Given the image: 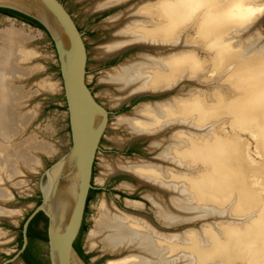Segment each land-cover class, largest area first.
<instances>
[{
  "label": "bare ground",
  "instance_id": "bare-ground-1",
  "mask_svg": "<svg viewBox=\"0 0 264 264\" xmlns=\"http://www.w3.org/2000/svg\"><path fill=\"white\" fill-rule=\"evenodd\" d=\"M131 1L95 0L91 10ZM263 17L264 0H144L108 20L113 37L98 47L100 58L133 46L154 54L140 53L101 79L111 88L106 95L112 103L144 93L171 94L185 82L193 88L142 104L114 126L149 140L151 151L160 148L151 160L106 161L104 174H125L149 186L154 194L146 198L164 228L104 199L87 246L120 255L106 264H264V194L248 174L256 169L243 159L246 145L236 136L230 141L223 125L249 131L264 157V42L256 32ZM30 40L15 26L0 29V201L12 197L10 187L21 189L20 178L38 172L39 153L54 152L34 135L14 141L31 118L17 109L27 97L17 81L38 71ZM116 140L124 146L121 137ZM63 160L41 185L47 211ZM121 188L132 194L136 187ZM126 205L144 207L133 200ZM17 216L19 209L0 203V217ZM3 234L0 229V247L7 243ZM54 256L64 264L56 246Z\"/></svg>",
  "mask_w": 264,
  "mask_h": 264
},
{
  "label": "rangeland",
  "instance_id": "rangeland-1",
  "mask_svg": "<svg viewBox=\"0 0 264 264\" xmlns=\"http://www.w3.org/2000/svg\"><path fill=\"white\" fill-rule=\"evenodd\" d=\"M60 1L71 14L84 41L87 54L86 66L89 84L101 105L109 112L108 124L103 133L92 179V186L99 190H95L92 193L87 203L86 213L84 215V229L82 231L86 256L88 257L89 263L106 264L112 258H118L120 255L107 253L100 246L92 249L87 246V237L90 231L95 228L94 220L99 216V206L104 199L128 213L149 217L155 225H158L157 227L164 228L162 223L158 222L156 219V208L146 198L147 195L154 194L151 189L147 190V187L138 185L135 180L125 175L112 174L110 176H105L104 174V164L106 161L109 162L112 159L151 160L160 151V148L153 151L148 148L149 151L147 149V145L150 143L149 140L142 141L133 139L126 128L122 127L120 130H114V126L118 123L120 117L133 114L136 108L142 104L163 101L171 95H183L187 93L189 89L193 88V85L185 82L181 85L179 90L157 98L142 97L120 106L112 103L106 95V92L111 90V88L104 83L102 84V82H100L101 79L110 70L121 65V63L123 64L128 60L136 59L140 53L147 52L153 54V52L132 48L126 50L118 57L103 59L98 56V47L113 37L114 28L107 24L108 20L117 14H121V12H126L129 8L134 6L136 2L139 3L144 0H133L127 5L115 6L100 12H93L91 10L95 0ZM7 17L8 16H4L0 13V29L12 25L23 30L31 39L28 43V47L34 50L38 55L36 58L37 60L33 61L36 67H38V71L28 79L17 81V86L20 87L21 90L20 94L23 96L27 95V97L24 96L25 98L21 99L22 105L19 104V107L22 108L17 109H19V112L22 109V113H30L31 118L26 122V125L23 124L22 130L19 129L20 131L14 141L21 143L31 135H34L37 140L49 142L54 151L49 156H42L44 166L36 167L38 171L36 175H31L32 177L29 175L23 179L20 178L22 184L19 186L21 189L16 190L13 187L9 188L13 195L10 199L6 200L7 202L0 201V203L4 204L6 207L19 209V218L12 220L11 222L13 223L0 221V229L4 231L2 235L4 236L3 240L7 242L6 245L0 247V264H23L21 258L17 254L21 247L19 241L20 225L37 206L38 199H41L38 186L39 177H41L45 168L50 167L65 155L70 147L69 117L58 57L46 31L29 25L21 20L8 19ZM256 32L261 33L264 42V17L257 26ZM190 36L194 37V34L190 32ZM237 42H239V40ZM223 125H225V130L227 131L230 141L236 136L246 145L247 150L243 159L248 164L255 165L256 169L255 171L248 170V174L253 176L251 179L254 180V186L260 187L262 194H264V175L258 173V170H264V157L260 153V151H262L260 146L261 142L258 144L257 139L247 130H239L238 128L234 130L228 125V122ZM166 135L167 134L164 136ZM120 137L123 139L124 143L122 147L118 146L116 140V138ZM254 172H257L255 176ZM123 183L132 184L136 187L132 194H128L127 191L121 188V184ZM126 199L141 202L144 207L142 209H133L127 205L126 207ZM42 223L43 222H40V227L46 229L47 221L45 225ZM37 243L40 253L48 258V243L46 241H39Z\"/></svg>",
  "mask_w": 264,
  "mask_h": 264
},
{
  "label": "water",
  "instance_id": "water-1",
  "mask_svg": "<svg viewBox=\"0 0 264 264\" xmlns=\"http://www.w3.org/2000/svg\"><path fill=\"white\" fill-rule=\"evenodd\" d=\"M0 7L21 12L37 20L45 28L58 57L69 117L70 147L65 155L50 167L45 168L39 177L41 202L24 222L22 249L27 242L26 229L30 219L42 211L48 218V256L51 264H59L54 256L55 246L64 264H87L75 251L73 242L79 234L83 221L103 133L108 124L109 112L101 105L89 84L84 41L71 14L60 0H0ZM7 18L14 19L9 16ZM132 48L143 49L141 46H133L127 50ZM120 55L122 54L114 57ZM159 96L162 95L144 93L136 95L130 101L122 104H128L132 100L142 97L157 98ZM42 156L49 155L39 153L40 164L36 167L44 166ZM62 160L61 167L47 196V211L41 185L48 178L51 170ZM125 176L133 179L131 176ZM141 186L147 187V190L150 189L149 186ZM13 188L17 190L16 187ZM0 221L13 223L3 217H0ZM156 226L158 225L156 224ZM77 245L86 255L82 233L77 239Z\"/></svg>",
  "mask_w": 264,
  "mask_h": 264
},
{
  "label": "flooded vegetation",
  "instance_id": "flooded-vegetation-1",
  "mask_svg": "<svg viewBox=\"0 0 264 264\" xmlns=\"http://www.w3.org/2000/svg\"><path fill=\"white\" fill-rule=\"evenodd\" d=\"M0 8H3V7H0ZM7 9H10V8H7ZM13 10V9H12ZM16 11V10H15ZM2 15L4 16H9V17H12L14 19H17L16 17H13V16H10V15H7V14H4V13H1ZM94 173V172H93ZM116 175V174H115ZM97 191L99 189L95 188L94 186H91L90 190H89V193H88V197H87V202H86V207H85V212H84V215L86 213V208H87V203L92 195V193L94 191ZM148 200V199H147ZM149 201V200H148ZM152 204V203H151ZM40 212V211H39ZM38 212V213H39ZM42 212V211H41ZM36 213L29 221L28 223V226H27V229H26V236H27V242H26V245L25 247L22 249L23 247V243H24V238H23V225H24V222L25 220L28 218H26L23 223L20 225L21 228H20V233H19V241L21 243V247L19 249V251L17 252L18 256L21 258L23 264H51L50 262V258L48 256V258H46L43 254L40 253L39 249H38V243L39 241H44L42 239H39V238H33V237H29L28 236V229H29V225L30 223L32 222V220L35 218V216L38 214ZM31 214V213H30ZM29 214V215H30ZM43 215L47 218V216L43 213ZM47 221L46 223V229H43L42 227H40V222H43L42 224L45 225V222ZM44 220L43 218H40V219H36L32 224V228H31V232H34V231H44L46 233V236H47V240L46 242L48 243V235H47V226H48V218L47 220ZM84 229V217H83V221H82V224H81V227H80V231H79V234L77 235L76 239L74 240L73 242V247L75 249V251L78 253V255L87 263V264H91L89 263L88 261V257L84 254V252L81 250V248L77 245V239L80 235V233H82ZM45 242V241H44ZM26 257V259H25Z\"/></svg>",
  "mask_w": 264,
  "mask_h": 264
},
{
  "label": "trees",
  "instance_id": "trees-1",
  "mask_svg": "<svg viewBox=\"0 0 264 264\" xmlns=\"http://www.w3.org/2000/svg\"><path fill=\"white\" fill-rule=\"evenodd\" d=\"M0 13H4V14H7V15H10V16H13V17H16L18 20H21L29 25H32L34 27H37L39 29H42V30H45V28L42 26V24L40 22H38L37 20L21 13V12H18V11H15V10H12V9H7V8H0ZM41 202V199H38L37 201V205H39ZM40 218H43L45 221L47 220V218L43 215V212H39L35 218L32 220V222L30 223L29 225V229H28V236L29 237H33V238H39V239H42L44 241L47 240V236H46V233L44 231H34V232H31V224L36 220V219H40ZM26 259V257H25Z\"/></svg>",
  "mask_w": 264,
  "mask_h": 264
}]
</instances>
